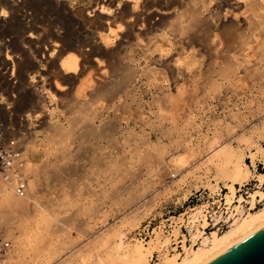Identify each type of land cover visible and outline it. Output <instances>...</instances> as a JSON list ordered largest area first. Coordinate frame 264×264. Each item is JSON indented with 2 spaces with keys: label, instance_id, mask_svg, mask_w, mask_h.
<instances>
[{
  "label": "rangeland",
  "instance_id": "rangeland-1",
  "mask_svg": "<svg viewBox=\"0 0 264 264\" xmlns=\"http://www.w3.org/2000/svg\"><path fill=\"white\" fill-rule=\"evenodd\" d=\"M61 1L73 10H88L92 16L98 12L90 0ZM189 1L200 3L201 19H209L211 28L198 30L200 35L204 31V36L196 34L198 40L193 42L186 39L195 28L189 18L183 23L169 18L159 27L155 25L157 18L141 17L145 30L139 42L124 44L117 56L121 66L136 71V76L114 97L94 93L99 81L117 76L107 59L90 68L76 89L65 79L73 75H62L57 49L50 51L53 59L43 56L46 50L34 59L35 78L25 82L13 72L14 65L7 70L0 66V137L23 134L28 161V193L22 197V205L7 206L5 195L1 198L4 201L0 199V233L11 242V248L2 252L0 264H120L113 249L117 233H126L130 248L153 242L156 251L150 264H156L166 254L183 257L185 248L201 246L203 240L194 237V209L205 215L207 224L202 219L196 223L202 237L212 232L223 234L236 219L250 212V195L264 192V150L260 153L264 148V1L230 0L238 5L228 16L224 13L227 7H222L226 0ZM140 5H144L143 0ZM117 8L106 13L110 15ZM187 8L179 9L177 17H188ZM166 23L170 26L165 28ZM117 32L110 50L125 40L124 34ZM100 35L99 31L82 34L88 39L96 37L98 45ZM172 37L178 42L174 39L170 43ZM234 56L245 63L238 79L230 82L217 72ZM157 58L171 64H156ZM32 80L37 82L35 88L55 95L52 102L48 94V101L54 104L52 109L59 107L55 125H60L63 134L53 133V128L44 124L50 113L38 118L30 108L15 107L16 96L30 91ZM77 87L80 90L74 93ZM227 143L239 155L242 152L248 165L249 179L235 185L234 197L227 188L231 184L229 167L218 168L214 158L211 160L214 151ZM34 172H38L37 185L32 182ZM258 200L257 210L264 207V200Z\"/></svg>",
  "mask_w": 264,
  "mask_h": 264
},
{
  "label": "bare ground",
  "instance_id": "bare-ground-1",
  "mask_svg": "<svg viewBox=\"0 0 264 264\" xmlns=\"http://www.w3.org/2000/svg\"><path fill=\"white\" fill-rule=\"evenodd\" d=\"M90 1L95 6L96 12L98 11L97 13H95L94 16H92L90 14V12H88V10L85 11V9L84 10L83 9L82 10H77V9L73 10L68 6L67 3L62 2L61 0H0V66H2L1 70H7L9 68V66H11V64H12V66L14 65L13 67H15L13 72L16 73L17 78L21 79L22 82L27 81V79L29 77H31V79H34L35 78L34 72L36 69V66L34 64V59L37 58L40 54H43V50H46V53H44V55H43V56H45L46 59H49V60L53 59V53H50V51L52 49H55V50L57 49V52L62 59V63L60 64V68L62 69V71H61L62 75H64V76L73 75V77H67L65 79L67 81H69L71 83V85L74 86V88H75L77 83L83 82L82 81L83 79L81 80V77L84 78L83 75L86 74L90 68H95L96 66L99 67L100 66L99 63L102 61L105 62L104 59H107V60L111 61V63L113 64L111 66H114L115 74H117V76L115 78H113L114 77V74H113L112 78L109 77L107 79L102 76L104 78V80L102 79L101 82L99 81V86L97 85L98 90L96 89L97 92L95 91V89H93V90L95 91L94 93H97L96 95H98L99 97L106 96V97L111 98V97H114L116 95V93L119 91V89L122 90V87L127 85L136 76V74H135L136 71L131 70V68H129L128 66H121L122 63L120 64L117 61V59H118L117 56H118V54H120L119 51L122 52L121 48H123V46H126L128 43H132L133 40L135 42L136 41L139 42V38L145 30V27L143 25H140L141 17H143L145 15L149 19H152V20L157 18L156 19L157 22H155V25L159 26V27H160V25L165 23V21L167 22V19H169V18L174 19L175 22H179V23H181V22L183 23L185 20H187V18H189V20L191 19L190 20L191 23H190V21H189V23L192 24V27L194 26L196 28V32H195V28L194 29L192 28L194 30V33L192 34V36L189 35L190 36L189 38L186 37V39H188L190 41L193 40V42H194V39H197V35L198 34L200 35V33H197L198 30L200 31L204 27L206 28L211 24L210 23L211 21L210 22L208 21L209 19L208 20L206 19V21L204 19L203 20L201 19V16L203 15V7L200 6V3L198 5L196 1H195V3H193L192 0H191L192 3L189 0H188L189 3H187V2L184 3L183 0H180V1L179 0H154V1L153 0H143L144 5H142V6L144 9H142V10L145 11V12H143V14H142V11H140L141 13L139 12V8L141 6L140 0H90ZM237 3L236 2L230 3V0L224 1L222 7H227L226 12H224L226 16L230 15L231 9H235V10L237 9L236 8L238 5ZM202 4H205V3H202ZM220 4H222V3H220ZM116 5L118 8L116 9V11L114 13H111L110 15L106 13L107 11L112 10V8L115 7ZM184 8H187V10H188V17H186V15H184V16L181 15L182 16L181 18L177 17L180 15V14L179 15L177 14V13H179V9H184ZM2 13H6V15H4ZM204 18H208V17H204ZM248 19L250 20L251 18H248ZM168 21H170V20H168ZM186 22H188V21H186ZM170 23H168V25ZM179 23H177V24L179 25ZM151 24H152V22H151ZM190 24H188V25H190ZM168 25L166 23L165 28ZM250 25L252 26V24H250ZM163 26H161V28ZM171 26L172 27L176 26V24L175 25L172 24ZM182 26H185V24ZM262 26H264V24ZM179 27H177V28L174 27L173 30L176 29V31H180V30L182 31V29L177 30ZM209 27L211 28V26H209ZM209 27H208V29H210ZM115 29H116V31L118 30L119 33L124 34L123 37H125V40L122 41L124 39L123 38L121 40L122 42L120 41L117 48L115 46L116 49L110 50L109 44L111 43V39L115 38V35L118 34V32L116 33V31H114ZM154 29H156V28H154ZM184 29L186 30L188 28L186 27ZM228 29H230V28H228ZM167 30H168V27H167ZM256 30H257V28H256ZM95 31H99V33H101L100 38L97 37L101 40L100 45H98V43L96 42V39H95L96 37L95 38L93 37L92 39H88L87 37L82 36V34H87L88 32H89V34L95 33ZM201 32H203V34H204V31H201ZM259 32H260V30H259ZM173 33H175V32H173ZM203 34L200 35L201 36L200 38H202ZM231 34L232 33H230V35ZM235 34H237V33H235ZM238 35H240V34H238ZM175 36L177 37L176 34H175ZM179 36H181L180 32H179ZM262 38H264V37H262ZM174 39L176 40L175 42H178L177 41L178 38L177 39L176 38L169 39L168 41H170V43H172V42H174ZM228 39H230V38L228 37ZM234 39L232 40L233 42L236 40V39L235 40ZM238 39L239 38H237L236 41H238ZM206 40H208V39H206ZM200 41H201V39H200ZM248 41H249V39H248ZM257 41H258V39H257ZM208 43H209V41H208ZM252 43H254V42H252ZM260 43H262V42H260ZM124 44H126V45H124ZM235 44H237V43H235ZM243 44H241L242 47L244 46ZM202 45L204 46V44H202ZM220 45H219V47H221ZM232 46H233V44L231 45V47ZM255 46H257V45H255ZM86 47H88V48L91 47V48L89 50L85 51ZM219 47H218V49H219ZM239 47H240L239 49H242L240 45H239ZM124 48H126V47H124ZM210 49L213 50L212 46L210 47ZM263 50H264V48H263ZM213 51H215V49ZM217 51L219 52V50H217ZM4 52H6V55H3ZM210 52H211V50H210ZM245 52H246V50H245ZM235 56H234V60L230 61V63L227 64L226 67H222V68H220V70L217 69L218 72L216 71L219 74V75L217 74L218 76H221L224 80L225 79L230 80V82L233 79H238L239 75L241 74V69H242V71L244 69V68H241V66H242L241 64L244 61H242V63H241L240 62L241 60L239 61V59H237V57H235ZM220 58H221V56H220ZM54 59H56V58H54ZM164 60H167V59H164ZM51 62H52V60H51ZM161 62L163 63L162 66H164L165 64L167 66H169L171 64V62L165 63V61H162L161 59L156 60L154 63L160 64ZM105 64H107V63H105ZM124 64H125V62H124ZM108 66H109V64H108ZM104 68H103V70H104ZM245 68H247V67H245ZM251 69H249L248 71H250ZM91 70H93V69H91ZM100 70L103 71L102 69H100ZM153 70L155 71V69H153ZM212 70H214V69L212 68ZM94 72H95V70H94ZM98 72H97V75H99V73H101V72H99V73ZM105 76L107 77V75H105ZM262 76H263V74H262ZM102 77L100 76V78H102ZM260 78H261V75L259 76V79ZM62 79L64 80V78H62ZM118 80H119V82H118ZM33 83L36 84L37 82L35 80L34 81L32 80V82L30 83L31 85L28 83L29 88H31L30 91L24 92L23 94L20 93L19 97L16 96V99L14 101L15 107L18 110H26V109L30 108L29 110L33 114H36L38 118L40 116H42L43 113H50V114H48V117H50V120L48 118V121L44 122V124H48L51 128H53V133L55 131L56 133L63 134L60 131L61 127H58L60 125H58V126L55 125L56 118L59 115L58 114L59 107L57 106L54 109H52V106L54 104L52 103L53 104L52 105L51 101L50 102L48 101V99H49V96H47L48 94L52 98V102L54 100L53 97L55 95H53L52 91L49 93H43V90L41 91L40 89L35 88L37 86V84L32 86ZM79 85H81V84H79ZM22 86H21V88H22ZM81 87L83 88V85L80 86V88ZM78 88L79 87H77V90H75L74 93H76L77 91L80 90V88L79 89ZM13 89L16 90L17 87H14ZM24 89H26V88H24ZM56 89L61 90V87L59 88V86L56 85ZM18 90H19V88H18ZM75 95H77V94H75ZM86 95H87V93H86ZM88 95H91V94H88ZM92 95H93V93H92ZM93 96H95V95H93ZM75 98H77V97L75 96ZM93 98L96 99L97 97H93ZM110 98H108L107 101H109ZM74 100H73V102H74ZM46 117H47V115H46ZM57 119H59V118H57ZM76 119H74L75 120L74 122H76ZM85 122H86V124L88 123L87 121H85ZM111 123H110V127H111ZM107 125H109V124H107ZM44 127H45V125H44ZM84 127H86V126H84ZM88 127H90V126H88ZM107 128H109V127H107ZM86 129L87 128H85V130ZM93 129H94V127H93ZM73 132H76V131L73 130ZM86 132H88V131H86ZM104 133H105V130H104ZM109 133L110 132H108V134ZM60 134H58V135H60ZM84 134H86V133H84ZM84 134H83V136H84ZM55 137H56V134H55ZM81 137L82 136H79V138H81ZM246 138H248V137H246ZM218 148L219 149L215 150L214 153L212 151V153L214 154V157L211 155V160H213L212 158H214V162H216L218 168L223 166V165H227L229 167V169H230L229 179L231 181V184H229V185L227 184L228 185L227 188H229L228 191L230 190L229 192L232 194V197H234V195L236 194V190H237L235 185L239 184V183L241 184L243 182H247L249 179V173L247 170L248 165L246 163H244V156L242 155V152L239 155L238 153H236L237 151L235 152L231 149L230 144L229 145H228V143H227V145L223 144L221 147L219 146ZM260 150H261L260 153H262L264 148H260ZM251 156L254 157V154L252 153ZM210 162H213V161L209 160V163ZM239 163L245 166V168L247 170L246 172H243L244 170L242 171L243 168L241 169V166L239 165ZM253 165H255V164L253 163ZM34 167L36 168L37 166H34ZM37 171H38V169H37ZM32 172L33 171H31V173ZM37 174H38V172L34 174V179H32V182L34 183V184L32 183L33 185L38 184L36 182L37 176H38ZM259 180H260V183L262 184V182H263V176L262 175L259 176ZM5 197H4L5 203L7 204V206H12V207L21 206L22 201L24 200V199H22V197L24 198V196H18L16 194H14L13 192H9L7 195L5 194ZM250 198H251V200L249 202L252 204V207L250 208V212L245 217L236 219L235 222L230 226V229H228L227 231H225L221 235L218 234L217 232H212L210 234V236H208V237L203 236L202 237L201 234H203V233H201L199 231L198 225H196V223L200 224L201 219H202V221H204L205 224H207V222H205V220H204L205 215H203V211L201 209H197V208L194 209L193 210L194 213L192 214V219H193L192 224H195V227L197 229L196 230L197 233L194 237L195 238L200 237L203 240L201 246L197 249L185 248L186 249V250H184L185 256H183V257H179V255H176V256L174 255L171 257L169 254H166L156 264H211L213 261L217 260L223 254H225L229 250L238 246L240 243H242L246 239L250 238L251 236H253L257 232H259L260 230H262L264 228V207L257 210L255 203L258 200V198H260V201L264 200V192L259 190L255 193L251 194ZM1 200L4 201L3 199H1ZM227 202L231 203L232 201L229 200ZM238 202H239V200H238ZM235 208L237 209L238 207H235ZM205 224H203V226H205ZM117 235H118V237H116V238L118 239V242L113 246V249L115 252V258L114 259L116 261L118 260L120 264H150L151 258L153 257L154 252L156 251V246L152 244L153 242L150 241L149 243H147V245H148L147 247L139 245V246H135V247L133 246L132 248H130L129 245H127V243H126V238H127L126 233H121V234L117 233Z\"/></svg>",
  "mask_w": 264,
  "mask_h": 264
},
{
  "label": "built area",
  "instance_id": "built-area-1",
  "mask_svg": "<svg viewBox=\"0 0 264 264\" xmlns=\"http://www.w3.org/2000/svg\"><path fill=\"white\" fill-rule=\"evenodd\" d=\"M25 136L0 137V198L9 192L18 196L28 193V161ZM11 248V242L0 233V257Z\"/></svg>",
  "mask_w": 264,
  "mask_h": 264
},
{
  "label": "water",
  "instance_id": "water-1",
  "mask_svg": "<svg viewBox=\"0 0 264 264\" xmlns=\"http://www.w3.org/2000/svg\"><path fill=\"white\" fill-rule=\"evenodd\" d=\"M211 264H264V228Z\"/></svg>",
  "mask_w": 264,
  "mask_h": 264
},
{
  "label": "snow or ice",
  "instance_id": "snow-or-ice-1",
  "mask_svg": "<svg viewBox=\"0 0 264 264\" xmlns=\"http://www.w3.org/2000/svg\"><path fill=\"white\" fill-rule=\"evenodd\" d=\"M2 14L6 15V13H2Z\"/></svg>",
  "mask_w": 264,
  "mask_h": 264
}]
</instances>
